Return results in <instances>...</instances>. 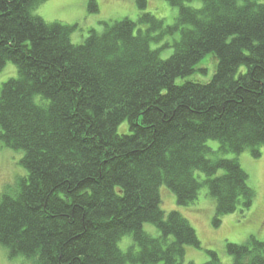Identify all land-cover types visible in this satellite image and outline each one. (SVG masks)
Segmentation results:
<instances>
[{
    "label": "trees",
    "instance_id": "obj_1",
    "mask_svg": "<svg viewBox=\"0 0 264 264\" xmlns=\"http://www.w3.org/2000/svg\"><path fill=\"white\" fill-rule=\"evenodd\" d=\"M44 1L0 0V72L17 67L0 87V143L23 153L26 170L0 196V244L30 264H185L202 242L186 216L162 208V186L181 206L206 187L216 227L256 196L226 155L259 157L264 146V0H167L180 9L175 24L142 11L79 44L75 26L35 13ZM176 32L163 59L152 42ZM208 54L212 78L187 79ZM227 251L231 264H264L255 236ZM207 252L203 264H223Z\"/></svg>",
    "mask_w": 264,
    "mask_h": 264
},
{
    "label": "rangeland",
    "instance_id": "obj_2",
    "mask_svg": "<svg viewBox=\"0 0 264 264\" xmlns=\"http://www.w3.org/2000/svg\"><path fill=\"white\" fill-rule=\"evenodd\" d=\"M90 0H47L41 3L35 13L47 22H62L75 26L71 34L74 44L82 43L92 30L102 32L104 21L110 23L122 20L126 17L136 20L142 11L155 14L158 18L165 20L166 25L176 23L179 16V7L172 6L167 0H147V6L141 8L138 0H96L98 11L91 12L89 9ZM186 5L201 7L202 1L195 0L187 2ZM145 28V26H143ZM179 37V32L166 36L159 42H152L153 49H161L160 54L163 59H167L173 53V48L164 47L174 38ZM214 56L206 55L198 64L197 71L187 79L197 81H209L216 70L213 64ZM215 61V60H214ZM211 65V66H210ZM205 69V71H204ZM17 76V67L13 62H8L0 72V87L3 82L11 77ZM185 79H179L182 83ZM119 133L129 131L127 122L119 127ZM208 145L212 150L219 149V141L208 140ZM261 155L256 157L251 150H245L240 154L229 153L228 158H237L242 167L249 174V183L254 188L256 196L252 206L245 212L237 211L226 215L222 219L219 227L213 224L215 213V202L208 195L207 188L204 187L199 195V199L189 206H181L177 203L175 194L167 187H161L163 199L162 208L168 213L172 210L180 211L195 227L198 237L202 242V249L188 246L186 251L185 264L193 262L203 264L209 259L208 250L217 251L223 264H231L233 257L227 251V243H243L251 236L264 241V146L260 148ZM23 153L9 148H3L0 143V196L7 185L13 186L19 176L26 174L25 168L21 165ZM202 177L205 175L201 172ZM151 231H155L153 225L147 226ZM122 242H131L128 236L123 237ZM121 242V247L122 246ZM124 249V248H123ZM31 261L25 256L10 257L8 250L0 244V264H30ZM158 264H163L158 263Z\"/></svg>",
    "mask_w": 264,
    "mask_h": 264
}]
</instances>
